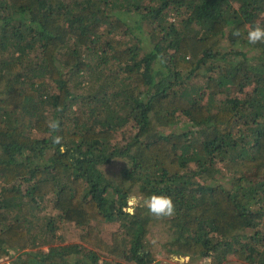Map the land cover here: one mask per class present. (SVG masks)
Here are the masks:
<instances>
[{
	"label": "trees",
	"instance_id": "obj_1",
	"mask_svg": "<svg viewBox=\"0 0 264 264\" xmlns=\"http://www.w3.org/2000/svg\"><path fill=\"white\" fill-rule=\"evenodd\" d=\"M254 23L264 0H0V264H264ZM153 193L173 217L124 211Z\"/></svg>",
	"mask_w": 264,
	"mask_h": 264
},
{
	"label": "clouds",
	"instance_id": "obj_2",
	"mask_svg": "<svg viewBox=\"0 0 264 264\" xmlns=\"http://www.w3.org/2000/svg\"><path fill=\"white\" fill-rule=\"evenodd\" d=\"M240 31L234 30L233 36H240ZM246 40L249 45L264 44V26L254 23L249 26L246 30ZM163 58L161 57V63H163ZM47 127L50 132V138L53 144H60L62 137L60 135H52L58 132L60 124L56 119H51L47 121ZM61 152L64 148L61 147ZM138 207H143L147 209V213L156 219L171 218L175 215L176 208L175 204L170 196L163 194H150L146 197H140L135 194H131L128 197L127 205L124 211L129 215H134Z\"/></svg>",
	"mask_w": 264,
	"mask_h": 264
},
{
	"label": "rangeland",
	"instance_id": "obj_3",
	"mask_svg": "<svg viewBox=\"0 0 264 264\" xmlns=\"http://www.w3.org/2000/svg\"><path fill=\"white\" fill-rule=\"evenodd\" d=\"M162 264H210L209 258H202L196 262H190L188 256H172V257H162L160 259Z\"/></svg>",
	"mask_w": 264,
	"mask_h": 264
}]
</instances>
